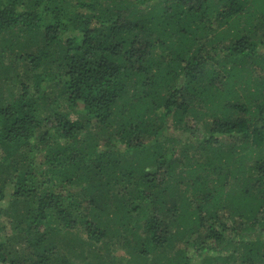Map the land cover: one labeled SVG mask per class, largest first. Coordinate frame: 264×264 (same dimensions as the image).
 <instances>
[{
	"label": "trees",
	"instance_id": "16d2710c",
	"mask_svg": "<svg viewBox=\"0 0 264 264\" xmlns=\"http://www.w3.org/2000/svg\"><path fill=\"white\" fill-rule=\"evenodd\" d=\"M27 3L0 0V53L30 32L41 45L21 53L22 93L0 105V202L10 186L36 204L16 235L48 227L27 237L26 258L1 242L0 264H71L132 243L145 262L169 248L154 264H264V0ZM47 74L75 119L40 115ZM25 148L43 160H12Z\"/></svg>",
	"mask_w": 264,
	"mask_h": 264
},
{
	"label": "rangeland",
	"instance_id": "374dc122",
	"mask_svg": "<svg viewBox=\"0 0 264 264\" xmlns=\"http://www.w3.org/2000/svg\"><path fill=\"white\" fill-rule=\"evenodd\" d=\"M23 3V7H28V0H21ZM27 39H20L19 42L20 46L14 47V51H6L4 50V55L0 53V105H4L6 103L11 102L14 100V97L17 96L18 93H22V83L24 82V78L27 76L25 74L24 68H21L19 65H23L22 61L18 62L17 59L21 57V53L23 52V55L27 54L28 52L30 53H38L41 50V45L39 40H37V34L35 32H30L28 33ZM17 40V39H16ZM52 59V58H51ZM15 62L17 64V74L20 75V77H9L7 75V72L5 71V68L11 63ZM51 63L47 65L45 62H43L42 67L49 69L51 68V71H54V68L51 67ZM41 68V67H40ZM45 70V69H44ZM52 75V74H50ZM53 76V75H52ZM47 80H46V88L50 92L51 96L50 98H45L44 103L39 106L40 110V115L42 117H50L52 118L51 120L53 121L54 118V113L59 112V111H69L70 112V117L72 119H75L77 116L73 113V111L67 106V104L60 98L56 99L54 98L55 95L54 93L58 92L57 85L55 84L54 80L47 74ZM30 94L32 95V92L30 91ZM52 99V101L48 100ZM54 100H57V102H53ZM50 101V102H49ZM189 117V114H187ZM42 132L46 131V125H43ZM171 134L174 136L176 135L177 137L179 136V131H175L174 129L170 130ZM93 133V131H92ZM86 135V134H84ZM84 137V136H83ZM96 138L99 140V144L97 145L98 147H103V140L101 138V135H97ZM63 140H61L62 142ZM56 146L57 144H53ZM111 146L115 149H119L120 143L116 141L111 142ZM103 149H106L104 147ZM34 152V153H33ZM2 155V151L0 149V157ZM22 157L26 156V158H29L27 161V164L31 161L32 158H34V163H39L40 161L43 160L45 153H38L36 151H32L31 148H25L24 150H20L19 156H14L12 158L15 159L14 161L17 162L19 161V165H22L20 161V156ZM11 160V161H12ZM1 161V160H0ZM12 161V162H14ZM3 162V161H1ZM5 164V163H3ZM21 167V166H20ZM5 170V167L0 165V171ZM6 174H2L0 176V186L7 181V178L5 176ZM77 190L78 187L75 185V188L73 190ZM79 191V190H78ZM11 189L10 186L7 187L6 191V196L5 198L0 202V243L5 242L7 243L8 249L12 252V255L15 257H28L29 251L27 250L29 244L25 240L27 237H30L33 233L38 234V236H41V233H43L44 230H46V223L42 224H37L33 225V232L31 233H23V234H18L19 233V227H23V225L26 226V219L27 215L30 210L35 209V205L31 199L28 198H22L18 201H16L11 195ZM82 202L85 201L83 200V196H81ZM81 202V203H82ZM224 210L221 211V214H224V216L228 217V214H225ZM164 215L167 217V219L170 218V214L167 215V213H164ZM17 222L18 225H14V223ZM58 225L57 222L53 221ZM134 223V220H132ZM116 224V223H115ZM79 225V224H78ZM81 231L80 229H72L71 230V236L68 237L66 236V239L74 240V243H77L80 239L79 237H85L83 234L78 233V231ZM124 230V229H123ZM119 229L117 230L119 236L118 238L125 237L126 240L128 239L131 241V237L129 235H125L124 231ZM47 231V230H46ZM174 241H177L178 244L181 245V238L180 237H174ZM109 246V249H102L97 251L96 253H93L90 255V257H87V259L83 260L84 254L81 255H76L78 257H72L71 256V264H154L153 260L160 259L161 263H165V260L169 258V248L166 252H160V251H153L150 250L147 259L148 262H145L143 258L138 257L136 252H137V247H134V244L132 243L129 246ZM77 249L72 246L70 250H75ZM132 249V250H131ZM16 250V251H15ZM98 254V257L95 258ZM212 254H215L212 252ZM63 255V254H62ZM94 255V256H93ZM96 255V256H95ZM62 256L60 255L58 258H61ZM83 260V261H81ZM201 263V257L195 256L193 258V262L191 264H200ZM214 264H223L221 261H216Z\"/></svg>",
	"mask_w": 264,
	"mask_h": 264
}]
</instances>
